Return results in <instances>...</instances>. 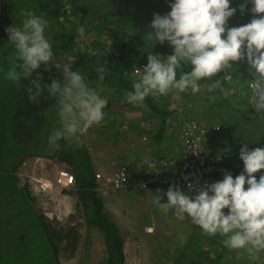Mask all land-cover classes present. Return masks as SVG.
I'll list each match as a JSON object with an SVG mask.
<instances>
[{"label": "clouds", "instance_id": "9594fccd", "mask_svg": "<svg viewBox=\"0 0 264 264\" xmlns=\"http://www.w3.org/2000/svg\"><path fill=\"white\" fill-rule=\"evenodd\" d=\"M249 2L252 5L250 9L248 8ZM61 4L64 13L60 16L65 17L67 23L60 21L64 25H70V19H76L77 16L72 13L71 4L69 6L67 3ZM66 5L68 8H65ZM169 6L171 10L166 14H154L149 25L152 31L147 33L146 38L148 41L159 42L161 45L167 41L172 52L167 55L149 52L147 62L142 61L139 65L137 63H132V66L128 65L120 58L122 52L117 51L113 45V41L119 42L120 40L109 36L113 34L116 26H109L110 21L106 22L108 24L105 21L100 22L113 28L109 31L110 29L105 27L104 33L109 31L106 35L110 43L102 45L108 55V64L122 67L132 78L138 79L132 83L133 91L119 93L109 87L111 93L125 99L129 104L143 105L149 96L157 98L156 95H167L174 90L180 93L190 90L192 94H195L200 90L201 80H212L213 77L222 73L223 79L231 84L229 94H237L240 101L244 100V105H251L247 111L253 109L252 114H255L264 109V0H243L240 3L241 15L246 11L253 14L250 22L240 26H229L228 24L229 19L237 12V8L231 6V0H170ZM124 8L125 6H121L120 12ZM23 15L25 19L21 25L12 24L5 29L8 41L15 50L12 65L4 73V78L11 82L30 78L42 65L52 60L54 55L53 45L45 35L48 20L31 10L24 12ZM116 22L117 20L112 21L114 25ZM94 52H98V48ZM242 61H246L248 71L252 76L249 81H244L240 73L230 70L234 66L237 69L236 65ZM105 64L106 62L94 67L101 80L109 72ZM142 64L145 66L142 67ZM185 67L190 70L184 71ZM136 68L140 71H135ZM32 85L35 90L29 87L27 91L29 99L35 101L42 92L39 85ZM45 88L48 95L56 100V111L60 124V127L54 129L48 137L50 149L58 150L61 140L78 144L88 128L93 125L101 127L100 123L104 119L103 110L107 107L108 100L89 86L85 73L66 68L63 80L52 79L50 84L45 85ZM216 89L222 90L220 79H216L209 90ZM155 100L162 108L169 109L161 101ZM200 100L194 96L178 104L174 110L169 109L171 114L166 124L161 125L165 127L174 125L176 129L178 128L181 143L185 140L181 129L185 123L197 119L200 124L208 125L210 137H213L215 141L212 144H216L214 147L232 145L238 150L239 159L243 161V170L232 163L238 175L234 177L230 172L225 171L223 179L219 180L218 176H214L216 179L214 182L205 183L193 194L182 191L178 186L170 185L166 192L167 203H161V197L155 195L154 203L164 212L174 209V213L180 219H183L185 215L190 217L192 223L197 225L204 235L223 236L221 242H224L223 244L229 249H246L253 255L258 253L264 261V254H262L264 252V147L249 148L247 142L240 144L231 139L228 142L218 140L215 133L220 131V128L216 130L215 127L221 124L203 122L190 109ZM181 108H183L182 111H180ZM137 109L145 118V112L147 118L157 115V113L153 115L149 108L144 106L137 107ZM98 137L90 141L91 145ZM183 147L184 143L181 150ZM164 159L167 158L162 160ZM66 166L57 168L53 177L43 176L38 172H32V175L38 174V176L53 180L59 169L70 170L68 165ZM98 173L96 172L97 189L103 198L102 193L105 192L101 189ZM101 179L102 182H107L104 177ZM25 185L30 192L31 188L34 190L28 182L23 186ZM75 189L76 179L72 186L62 188L66 191ZM53 190H61V188L44 192ZM162 190L164 189H156V192L162 193ZM72 194L77 198L75 193L72 192ZM149 228L152 227L146 230L152 232L153 229L149 231Z\"/></svg>", "mask_w": 264, "mask_h": 264}, {"label": "trees", "instance_id": "16d2710c", "mask_svg": "<svg viewBox=\"0 0 264 264\" xmlns=\"http://www.w3.org/2000/svg\"><path fill=\"white\" fill-rule=\"evenodd\" d=\"M38 1L43 7L50 9L55 15L57 22H59L58 28L52 29L57 33L55 41H51L54 55L66 50L73 52V54H71L72 59L68 60L65 65L52 69L51 77L48 72L35 74V71L30 78H27V83H30L29 85L34 88L32 84H34L35 78L39 76L38 81L34 85H39L42 94L37 97L34 105L30 99L27 104V96H25V100L21 101V105L14 109L15 101H11L12 104L8 106L9 98H0V191L4 194L3 198L5 195L8 196L14 207L18 209L22 220H26L27 213L31 210V216L34 218L37 231L50 241L56 264H62L58 253L59 243L65 241L69 248L74 249L77 246L80 233L73 226L67 228L54 227L44 214L36 210L34 206L36 199L32 197L26 185H20L18 170L24 160L31 156H46L64 162L75 175L76 189L73 192L78 198L77 205L80 212H83L87 227L96 228L101 233L105 245L103 264H126V254L124 253L125 237L121 233V229L113 215L107 211L105 202L97 189L95 167L90 150L87 144L83 142L82 136L78 144L61 140L59 141L60 148L58 150L49 148L48 137L54 129L59 127V117L56 111V100L48 95L45 85L50 84L52 79L63 80V73L66 68L85 73L89 86L95 91L105 89V91L111 92V88L119 93H129L133 91L132 83L138 79L132 78L124 68L108 64L109 60L105 48L97 45L101 42L99 36L95 35L96 39L91 43L93 46H99L98 52L93 54L89 52L90 49L82 51L76 49L75 34L72 32L70 34L64 33V24L59 20L60 15L64 13V10L60 8L61 0ZM68 2L71 4L72 13L77 17L81 15L78 22L81 24L80 26L87 31H91L95 24L92 32L97 35L103 34L105 27H108L104 23H100L101 20L105 22L117 20L113 34L109 36L120 40L119 42L113 41V45L117 51L122 52L120 58L128 65L132 66V63L139 65L142 61L147 62L149 52L161 55H167L172 52V48L167 41L163 45L159 42L148 41L146 36L151 30L138 26L134 22L132 15L122 14V16L109 19L108 13L102 11L99 3L95 2L98 6L94 7L97 12L95 15L93 14L95 10L89 8L87 2L81 3L80 0H69ZM135 2V0H129L128 6H132ZM168 2L169 0H167L164 8L169 12L171 9ZM242 2L243 0H231V6L237 8V12L229 19V26H240L250 22L253 14L250 11H246L241 15L239 11V5ZM13 6V0H4L2 2L0 9V40H2L1 38H8L5 29L13 24ZM251 7L252 5L249 2L248 8L250 9ZM145 21L146 19L143 18L142 22ZM118 28L120 29L118 30ZM105 37L107 36L105 35ZM105 62L109 72L101 80L98 78V73L94 70V67ZM236 67L237 69L234 66L230 70L240 73L244 81H249L252 78L246 61L240 62ZM183 70L187 71L190 69L185 67ZM216 79L222 81V90L210 91V86ZM199 83L200 88L204 86V89L203 97L198 104L202 106L206 120L211 123L221 124L220 131L215 133L218 140L228 142L231 139L240 144L247 142L249 143V148L264 147V117H262L264 116V109L255 114H250V111H247L251 107L250 104L244 105V100L240 101L237 94H229L231 84L223 79L222 73L217 77H213L212 80L203 79ZM177 92L180 102H186L194 97L190 90L185 93ZM155 99L157 98L154 96L147 97L143 105L135 104L136 109L143 106L149 108L153 115L157 113L161 119L160 123L165 125L171 111L162 108ZM13 110L18 112V115H13ZM30 111L33 112L34 116L28 120L27 124L33 126L35 135L29 137L22 133L23 137H20L18 136L20 131L19 123L23 116ZM252 111L253 109H251ZM145 116L147 117L146 112ZM156 140L157 137H154V141ZM229 147L231 155L224 163L228 166H232L230 163H234L237 168L239 166L243 170V161L239 159L238 150L232 145ZM221 174V172L218 173V175ZM221 237L223 236L219 234L216 236L204 235L201 229L194 224L184 247H181L180 251L175 255L173 264H220V260L224 255V251H220L218 248L222 246ZM27 250L28 246L26 245L21 252L25 254Z\"/></svg>", "mask_w": 264, "mask_h": 264}, {"label": "rangeland", "instance_id": "374dc122", "mask_svg": "<svg viewBox=\"0 0 264 264\" xmlns=\"http://www.w3.org/2000/svg\"><path fill=\"white\" fill-rule=\"evenodd\" d=\"M67 1L69 0H61V3H67L69 6L70 3ZM128 1L129 0H80L81 3L87 2V6L95 10L93 13L95 15L97 12L94 7H98L96 3H99L102 7V11L108 13L109 19L122 16V14H129L134 17V22L138 26L151 31L152 29L149 25L154 14L159 13L163 15L168 12V10L164 8L167 0H135L136 2L132 6H128ZM2 2H4V0H0V9ZM13 2V24L21 25L25 19L23 13L31 10L36 15L42 16L48 20V27L46 28L45 35L50 42L55 41L57 33L52 29L58 28L59 22H57L55 15L50 9L43 7L38 0H13ZM168 3L170 4V0ZM67 5L65 8H68ZM121 6H125V13L123 10L120 12L119 9ZM60 8L63 10L62 4H60ZM80 18L81 15L76 19L71 18L70 25H64V33L70 34V32H72L75 34L76 49L81 51L90 49L89 52L93 53L94 50L99 47L91 44L92 41L96 39L95 35L99 36V40L101 41L98 44L96 43L97 45L102 46L103 44L108 45L110 43V39L106 35L109 34L108 32H103L101 35L93 33L92 28H94L95 24L91 28V31H87L78 23ZM143 18L146 19L145 22H142ZM59 20L63 23H67L63 16H60ZM100 22H103V20ZM108 25L113 27L114 23L110 21ZM121 25L123 26V24ZM106 29H111V27ZM105 35L107 37H105ZM1 39L0 98H9L8 106L12 104L11 101H15L14 109H16V107L21 105V101L25 100V96H27L26 103L28 104L29 92L27 89L32 86L29 85L30 83H27V78H22L19 82H11L4 78V73L12 65L15 50L14 46L8 41V38ZM71 54H73V52H69L68 50L60 51L58 54L53 55L52 60L47 64L42 65L35 74L48 72L51 77L52 69L54 67L60 68L63 64L65 65L68 60L72 59ZM38 77L35 78L34 84L38 81ZM203 89L204 86L193 96L201 99L203 97ZM96 92L101 97L107 98L108 105L103 110L104 119L100 123L101 127L93 125L88 128L83 138L84 143H86L88 147H92L95 151L93 152V156L97 162L96 172H99L102 177L107 180L113 177L114 172L119 166L125 165L129 168L125 155L126 148L128 146L134 148V155H137V151H145L148 146L143 142L150 141L153 134L148 132L147 128L141 125L140 118L136 117V114H141V111L136 109L135 105L127 103L125 99H121L117 95L105 91V89H98ZM32 103L34 105L36 100L32 101ZM12 113L13 115H18V112L14 110ZM250 114H252L251 111ZM32 116H34L32 111L27 112L23 116V119L19 123L20 131L18 132V136L23 137L22 133H25L29 137L35 135L33 126L27 124ZM95 137H98V140L94 142L97 150L91 146L90 143ZM256 138H258V136H256ZM106 139L110 141L104 143ZM60 167L67 166L56 159L38 156L29 157L18 170L20 185L23 186L26 182L30 184L32 172H38L40 175L53 177L56 174L57 168ZM139 191L140 189L136 185H133L131 191L124 188L110 190L107 194L102 193L106 208L116 210V218L117 216L120 217V223L124 227H127V231L130 232V229H128V220L132 219L136 224L137 230L135 233H131L132 239L134 238L136 240L139 238V241L141 239L143 240L141 241L142 247L136 242L127 244L126 253L130 256V260L127 261L126 264H134V261L137 262L136 264H157V262L171 264L177 252L180 251V247L177 244L170 245L165 242L161 243L159 241L161 237L159 234L148 235L144 231L146 225L156 224L154 223L153 213H158L161 210L159 206L154 203V192L148 195L147 193L144 194V199L142 200ZM72 192V190L66 191L62 189L50 192H37L31 188V195L36 199L34 202L36 210L44 214L54 227L67 228L73 226L80 233V238L74 249L69 248L65 241L59 243L58 253L62 264H103L105 257L103 251H105V245L101 233L96 230V228L91 229L87 227L84 221V215L82 214L83 212H80L77 205V198ZM3 196L4 194L0 191V264H56L51 243L47 237L37 231L34 218L31 216V210L27 213L26 220H22L19 216L20 212L14 207L8 196L5 195L4 198ZM119 196L120 198L118 199ZM121 204L123 207H128L129 205L134 207L142 206L139 209L141 216L136 217L133 213L126 215L125 211H122V207L119 208L118 211V205ZM173 211L174 209H170L168 212H163L169 215L168 218L171 219V216L174 214ZM112 215L114 217V214ZM157 223L159 229L169 230L170 236L168 239L172 242L173 232L177 229L170 224V221L168 224H164L161 221ZM152 240H156V242ZM26 245L28 246V250L27 253L23 254L24 252H21V250H23V247ZM236 251L242 252V257L237 258L239 259V264H262L261 258H258L259 262L257 258L254 259V256H258V253L253 255L246 249H238L234 252ZM152 260L154 261L152 262ZM231 264L237 263L231 262Z\"/></svg>", "mask_w": 264, "mask_h": 264}, {"label": "built area", "instance_id": "2783aa9c", "mask_svg": "<svg viewBox=\"0 0 264 264\" xmlns=\"http://www.w3.org/2000/svg\"><path fill=\"white\" fill-rule=\"evenodd\" d=\"M143 66L145 64H142ZM135 71L138 72L140 69L136 68ZM182 110L183 108L180 109V111ZM219 128V125L215 127L216 130ZM181 129L185 140L184 147L179 153L164 160H152L142 168L139 174L135 175V180L132 178L134 174H131L125 165L119 166L113 177L107 179L106 183L102 182V175L98 173L101 189L105 193H109L114 189H128L130 185H136L140 190H149L152 187L168 189L170 185H173L188 194H193L205 183L214 182L216 180L214 176H218L219 180L223 179L225 171L230 172L234 177L238 175V171L232 163H230L232 166L224 163L231 155L230 147L223 145L212 147L209 144L211 133L208 125H202L197 119H192L185 123ZM219 172L222 174L218 175ZM31 177L30 184L37 192L70 187L75 182L73 172L66 169H59L53 180L38 176V174L31 175ZM151 229L149 228V231Z\"/></svg>", "mask_w": 264, "mask_h": 264}, {"label": "crops", "instance_id": "0c3cea01", "mask_svg": "<svg viewBox=\"0 0 264 264\" xmlns=\"http://www.w3.org/2000/svg\"><path fill=\"white\" fill-rule=\"evenodd\" d=\"M157 100L161 101L163 105L168 106L170 110H174L176 108V106H178V104L182 103L179 100V94L177 91H172L167 95H156ZM189 108V107H187ZM192 111H194L195 115H197V117L203 121V122H207L212 124L211 122H208L204 113V110L202 108V106H199L198 103L197 105H193L190 108ZM136 117H139L141 120V125H143L144 127L147 128L148 132H151L153 134V136H151V140L148 142H143L146 143L148 147H146L147 149L145 151H137V155H134V148H132L131 146H128L125 150V155H126V160L127 163L129 165L130 168V172L132 174H134L132 176L133 180H135L137 174H139L142 170V167L144 165L147 164V162H150V160L152 159H163V158H168L170 156H172L174 154V152L180 151L183 143H181V138L179 135L180 130L174 127V125L170 126H162L160 123V117H158V115H155L153 117L150 118H145L142 117L141 114H136ZM154 137H157V140L154 141ZM98 139H95V141H97ZM95 141H93V144L91 146H93L95 148ZM108 141H110L109 139H106L104 141V143H107ZM215 143L213 137H209V144L214 147L216 144H212ZM90 150V155L94 164L95 169L97 168V162L94 159L93 156V152L94 149L92 147H88ZM96 149V148H95ZM97 150V149H96ZM132 186L130 185L128 187L127 190L131 191ZM155 187H152L149 190H140L139 194L141 195V199H144V194L147 193V195L151 192H154L155 196H160L161 197V203H167V196H166V192L168 189H164L162 190V193H157L156 192ZM146 191V192H145ZM120 198V196L118 197V199ZM122 207V211H125L126 215H128L129 213H133L136 215V217L141 216L140 215V211L139 209L142 206H131L129 205L128 207H123L122 204L118 205V211L119 208ZM147 207V206H146ZM107 209V208H106ZM159 209L161 210V208L159 207ZM121 210V209H120ZM108 212L114 214L115 220L118 223L120 229H121V233L123 234V236L125 237V254H126V263L127 261L130 260V256L128 255L127 252V244H131V242H136L138 244H140V246L142 247V239L139 241V238H137L136 240L131 236V233H135L137 230L136 224L131 220H128V229H130V232L127 231V227H124L121 223H120V217L117 216L116 218V210H110L107 209ZM174 213V211H173ZM153 218L155 220L154 225L149 224L146 225L144 227V231L148 234V235H156L159 234L161 237L159 239V241L161 243L165 242V243H169L170 245H175L177 244L180 249L181 247H184V244L186 243L188 237L190 236L192 227L194 226V224L192 223L190 217L186 216L183 219H180L176 216V214L174 213L171 217V219H169V215H167L166 213H164L162 210L158 213H153ZM125 217V216H124ZM141 219V218H140ZM152 221V220H151ZM158 221H161L162 223H166L168 224L170 221V224L173 225L177 230L173 232L172 235V242L168 239V237L170 236L169 234V230H161L158 227ZM153 226V227H152ZM148 227H152L153 231L152 232H148L146 229ZM181 228V229H180ZM157 240V239H156ZM156 240H152L153 242H156ZM139 241V242H138ZM224 242H221L222 246H219L218 248L220 249V251H225V254L222 256V259L220 260V264H231V262H236L237 264H239V257H242V252L240 251H236L235 250H229L228 247H226L224 244ZM206 248V247H205ZM204 248V249H205ZM228 249V250H227ZM142 250V249H140ZM169 257V256H168ZM211 257V256H210ZM248 257V255H247ZM246 257V258H247ZM258 259L261 258V255L258 254V256H254V259ZM154 260H152L153 262ZM259 262V259H258ZM263 260H262V264H263ZM134 264H136L137 262L134 261ZM157 264H162L160 262H157ZM168 264V263H167ZM173 264V261L172 263ZM212 264V263H211ZM219 264V263H218Z\"/></svg>", "mask_w": 264, "mask_h": 264}]
</instances>
